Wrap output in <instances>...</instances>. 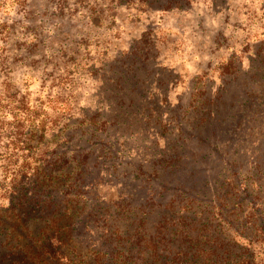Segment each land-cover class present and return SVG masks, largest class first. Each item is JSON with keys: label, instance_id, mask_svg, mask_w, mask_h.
Instances as JSON below:
<instances>
[{"label": "trees", "instance_id": "16d2710c", "mask_svg": "<svg viewBox=\"0 0 264 264\" xmlns=\"http://www.w3.org/2000/svg\"><path fill=\"white\" fill-rule=\"evenodd\" d=\"M134 64L114 121L5 175L0 264H264V42L187 110L154 100Z\"/></svg>", "mask_w": 264, "mask_h": 264}, {"label": "rangeland", "instance_id": "374dc122", "mask_svg": "<svg viewBox=\"0 0 264 264\" xmlns=\"http://www.w3.org/2000/svg\"><path fill=\"white\" fill-rule=\"evenodd\" d=\"M262 42L264 0H0V210L6 174H32L69 135L115 120L133 62L154 100L187 110L248 69ZM127 153L118 162L130 169L139 158Z\"/></svg>", "mask_w": 264, "mask_h": 264}]
</instances>
